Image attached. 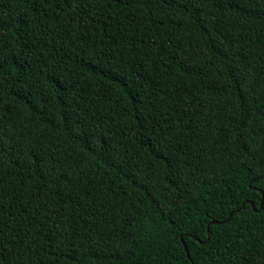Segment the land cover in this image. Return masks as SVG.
Returning a JSON list of instances; mask_svg holds the SVG:
<instances>
[{"label": "trees", "instance_id": "16d2710c", "mask_svg": "<svg viewBox=\"0 0 264 264\" xmlns=\"http://www.w3.org/2000/svg\"><path fill=\"white\" fill-rule=\"evenodd\" d=\"M0 264H264V0H0Z\"/></svg>", "mask_w": 264, "mask_h": 264}, {"label": "water", "instance_id": "95a60500", "mask_svg": "<svg viewBox=\"0 0 264 264\" xmlns=\"http://www.w3.org/2000/svg\"><path fill=\"white\" fill-rule=\"evenodd\" d=\"M252 205L254 206V204L252 203Z\"/></svg>", "mask_w": 264, "mask_h": 264}]
</instances>
